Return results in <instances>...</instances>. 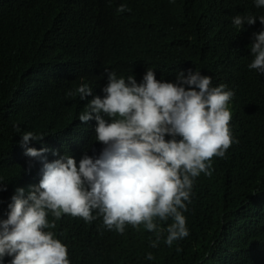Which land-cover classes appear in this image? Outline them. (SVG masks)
<instances>
[{"label":"trees","instance_id":"obj_1","mask_svg":"<svg viewBox=\"0 0 264 264\" xmlns=\"http://www.w3.org/2000/svg\"><path fill=\"white\" fill-rule=\"evenodd\" d=\"M98 4L112 11L88 28L85 13ZM122 4L127 10L118 12ZM254 6L255 0H0V181L7 188L0 219L17 188L27 198L29 186L39 185L40 159L68 154L78 166L85 153L99 156L96 121L83 123L79 115L95 96L104 97L105 69L137 83L149 68L169 83L180 72L200 71L212 87L235 93L228 107L238 142L225 158H213L211 176L195 179L183 212L189 236L169 247L165 232L152 248L155 232L143 225L109 231L96 211L91 223L49 213L55 228L46 231L67 246L71 264H264V74L248 67L254 34L264 25L241 30L232 23L237 15L264 16ZM83 83L93 96H66ZM26 131L44 137L27 147H46L45 157L25 155Z\"/></svg>","mask_w":264,"mask_h":264},{"label":"clouds","instance_id":"obj_2","mask_svg":"<svg viewBox=\"0 0 264 264\" xmlns=\"http://www.w3.org/2000/svg\"><path fill=\"white\" fill-rule=\"evenodd\" d=\"M254 7L264 13V0H255ZM126 10V4L117 9ZM111 11L110 5L93 6L85 13V25L92 28ZM232 23L241 30L243 25L257 28L264 25V16L237 15ZM250 51L249 69L264 74V30L254 34ZM104 72L108 78L104 97L95 96L79 115L83 123L96 121L95 141L104 145L99 156L85 153L78 166L68 154L48 162L40 158L49 149L27 147L44 137L32 131L21 135L25 155L43 165L41 179L38 186H29L27 198L25 189L17 188L4 213L7 218L0 219V264L6 257H11L10 264H71L67 246L54 238L53 231H46L55 228L49 213L55 220L67 214L91 223L97 219L96 211L104 227L120 234L126 225L136 230L143 225L156 233L152 248L158 247L165 232L169 247L189 236L183 212L191 203L195 179L202 173L211 176L213 158H225L238 142L230 130L228 107L235 93L224 84L212 87V77L200 71L187 77L180 72L176 83L157 80L150 68L141 83L134 76L125 79L108 69ZM74 95L85 100L93 90L83 83L66 93ZM5 185L0 181V192L7 191ZM170 218L171 224L160 227ZM146 258L155 257L148 253Z\"/></svg>","mask_w":264,"mask_h":264}]
</instances>
